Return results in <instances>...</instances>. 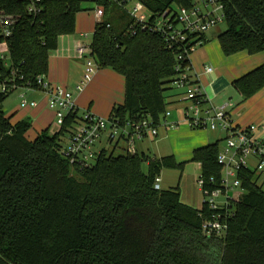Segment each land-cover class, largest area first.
<instances>
[{"label":"trees","instance_id":"trees-1","mask_svg":"<svg viewBox=\"0 0 264 264\" xmlns=\"http://www.w3.org/2000/svg\"><path fill=\"white\" fill-rule=\"evenodd\" d=\"M136 1L150 12V21L168 12L170 23L176 22V7L192 6L191 0ZM82 2L42 0V12L32 17L25 1L0 0V12L16 17L10 36L0 34V54L7 53L8 63L0 61L1 77L23 86L45 75L47 53L60 36L74 33L76 14L86 10ZM218 2L225 30L217 41L224 57L263 52L264 0ZM99 3L103 15L94 26L90 55L98 69L124 79L123 103L108 119L123 126L148 115L159 124L179 51L167 49L161 35L132 25L116 5ZM199 40L206 43L203 35ZM231 86L243 101L250 99L264 87V64ZM8 94L0 91V264H264V191L258 187L244 183L225 235L207 237L201 231L203 206L199 211L183 205L178 188L153 187L162 169L181 168L172 156L102 150L89 167L72 168L59 148L78 110L59 130L28 140L31 123L12 124L2 110ZM218 151L216 141L192 152L200 176H218Z\"/></svg>","mask_w":264,"mask_h":264},{"label":"built area","instance_id":"built-area-1","mask_svg":"<svg viewBox=\"0 0 264 264\" xmlns=\"http://www.w3.org/2000/svg\"><path fill=\"white\" fill-rule=\"evenodd\" d=\"M24 1L26 12L30 16L36 17L42 12V0ZM83 1L92 3L91 11L97 23L101 22V0H98V3L96 0ZM107 2L116 5L133 20L132 25L138 26L140 30L148 29L161 35L167 49H178L173 69L175 77L170 85L181 91L174 105L179 120L170 122V111L166 108L159 124H155L147 115L139 120L127 121L122 126L116 120L102 119L85 111L67 128L60 143V155L72 168L82 169L92 165L102 150L107 151L103 142L118 148L119 142L122 141L125 144V152L133 155L137 154L136 143L158 137L159 129L167 133L183 124L191 130L221 133L223 138L217 141L221 146L216 156L219 174L217 177H202L199 174L196 185L202 196L201 210L207 211L201 222L203 235L223 237L227 230V219L232 217L235 203L244 192L243 184L251 183L264 191V124H249L244 127L235 125L226 110L230 104L222 107L212 105L204 95L196 75L192 74L190 65H181L184 59L189 60L194 46L202 44L199 38L223 23V8L218 0H201L196 4L192 3L189 8L176 7V22L170 23L168 12L150 21V12L136 0ZM15 20V16L0 12V34L3 37L10 36ZM129 33H134L133 26L130 27ZM191 35L196 37L190 39ZM77 53L79 57H84V68L72 91L52 86L45 81L44 75L36 76L32 82L27 81L23 86H15L12 81H7L0 75V91L11 93L16 89L25 88L43 92L46 106L54 114L56 130H59L67 115L76 111L73 94H78L84 89L97 69L90 55V44L80 46ZM6 55L7 53L0 54L3 67L8 65ZM203 70L206 74L212 73L210 66H204ZM18 98L20 108L36 107V102L28 100L24 93ZM160 182L161 179L157 176L153 185L155 190L160 189ZM199 215L201 217V214Z\"/></svg>","mask_w":264,"mask_h":264},{"label":"rangeland","instance_id":"rangeland-1","mask_svg":"<svg viewBox=\"0 0 264 264\" xmlns=\"http://www.w3.org/2000/svg\"><path fill=\"white\" fill-rule=\"evenodd\" d=\"M201 0H191L192 3H197ZM90 7L93 10V5L91 2L84 1L82 2V8L86 9ZM76 24H75V31L71 35H67L68 37H71L75 41V49L74 54L75 58L78 60L77 56V49L78 44L82 41L85 44H89L91 42L92 34H93V28H94V14L90 12H79L76 15ZM225 30V24L220 23L214 28L208 30L204 37H206V43L200 46H194L193 51L189 54V62L193 68L194 71L199 72L202 70L204 65L212 66L209 63L208 58L209 57H217L223 64H226L223 60L224 55L221 52L220 46L217 41V36L224 32ZM79 33H88V35L85 38H80ZM74 48V47H73ZM50 52V51H49ZM216 59V60H217ZM82 62L81 60H79ZM227 65V64H226ZM225 65V66H226ZM228 67V66H227ZM75 68V64L73 61H71L68 64L67 70L69 73H72L73 69ZM49 69L48 64V54H47V71L45 75H47ZM55 70L59 73L61 70L59 67H56ZM44 75L45 81H47L46 76ZM62 75H64L62 73ZM61 82L63 83H57V84H51L52 86H60L62 88H66L68 90L72 91V88L74 87L73 81L68 84L66 77L61 78ZM175 89V88H174ZM32 93L31 95H38L37 97H34L33 100L36 102L37 109H43L44 111L48 112L50 114V110L46 106V101L41 102L43 92L41 91H32L29 89L21 88L16 89L13 92L9 93L2 103V110L8 117L10 114L14 113V116H27V114L30 111L29 107L20 108L18 106L19 101V95L24 93ZM177 92V90L173 89H166L164 91V96L167 97L169 95H173ZM262 93V92H261ZM261 93L257 94L255 98L253 99H247L242 100L240 96L237 94V92L234 90V88L229 85L226 90L223 91L221 96L216 100V103H213L215 106L222 107L224 104L229 103L230 106L227 108V111L232 112V114H235L236 112L241 111V109H244L243 113H248V110H246V105L250 104H257L260 102V100H256V97L260 95ZM41 95V96H39ZM77 94H73L74 96ZM81 100L82 103L86 102V98L84 94H81ZM32 97L29 96L30 100ZM259 98V97H258ZM45 100V99H44ZM31 101V100H30ZM244 106V108H243ZM50 112H49V111ZM79 107V110L77 112V116L80 117L84 111ZM170 115H175L179 117V114L177 110L172 109V107L169 109ZM53 114V113H52ZM51 115V114H50ZM54 115V114H53ZM51 117V125L50 129L52 130L50 133L55 132L57 129L55 126L54 116ZM26 119H24L25 121ZM28 121V120H26ZM30 123V122H29ZM262 123V122H261ZM264 124V122H263ZM183 125V124H181ZM188 129H186V128ZM181 127L179 131H173V132H167L164 133L162 129H159L158 131V137L156 138H148L144 140L143 142H137L136 144V153L138 155L140 154H147V155H155L156 157H167V156H173L174 161L176 164H182L181 168L176 169H162L159 177L161 179L160 182V188L167 190L169 188H178L180 192V202L188 207H193L194 209L201 205V193L199 190H197L196 180L198 178V175L200 173V164L198 162L191 161V155L192 150L195 148V146H199V144L207 143L213 144L215 143L218 138H223V135L221 133H211L208 131H197V130H191L187 126ZM244 127V126H243ZM34 130L31 127L27 132V138L29 140L33 139ZM103 146L106 147L107 151L113 152L114 156L116 155H123L125 152V144L120 141L118 148H115L113 145H107L105 142H103ZM221 146V144H219ZM145 169V167H143Z\"/></svg>","mask_w":264,"mask_h":264},{"label":"crops","instance_id":"crops-1","mask_svg":"<svg viewBox=\"0 0 264 264\" xmlns=\"http://www.w3.org/2000/svg\"><path fill=\"white\" fill-rule=\"evenodd\" d=\"M85 12H90L93 14L90 7L86 8ZM76 17H75V24H76ZM94 18H95V15H94ZM96 23H97V20L95 18L94 26ZM74 31H75V28H74ZM93 31H94V28H93ZM87 35L88 33H79L80 38H85ZM204 40L206 41V37H204ZM83 45H88V44H85L84 42L81 41L78 44V48ZM74 49H75V41L71 39V37H68L66 35V36H60L58 38L56 49L47 53L48 54V64H49L48 73L47 75H45L47 78V82H49L50 84L63 83L61 82V78L65 76L67 83L70 84L73 81L74 83L73 86H75V84L80 80L82 72H83V68H84V57H79L77 53V56L79 58L77 60L75 58V55H73ZM224 58L225 59L223 61L226 62L227 65L223 64V62H221L215 56L208 58L209 63L212 65L210 66L212 68V73L210 74L204 73V70H203L204 66H208L207 64L203 66L202 70H200L199 72H196L193 70L189 62L192 74L196 75V80L202 86L204 95L206 96V98L209 100V102L212 105H214L213 103H216V100H218V98L221 96L223 91L226 90L233 81L245 75L246 73L253 70L254 68L259 67L262 64H264V51L253 54V55H249L245 52H239L233 56L224 57ZM79 60H81L82 62H80ZM71 61L74 62L75 68L73 69L72 73H69V71L67 70V67ZM56 67L60 68L61 71L59 73L57 72V70H55ZM62 73L64 75H62ZM170 89L175 90L174 88H170ZM176 90L177 92L175 94L169 95L166 97V103H167L166 108L167 109H170L172 107V109L175 110L174 108L175 102L178 100L181 94L180 90L178 89ZM259 93L261 94L258 95L259 98L256 97L255 101L260 100V102H258L257 104L252 103L248 106L246 105L245 108L246 110H248V113H243L244 109H241V111L236 112L235 114H232L233 111L232 112L228 111L235 125L243 127L249 124H263L264 122V87L261 90H259L254 96H252L250 100L255 98V96H257V94ZM31 94L27 92L25 95L27 96L28 99H29V96L32 97L30 100H33L34 97L38 96L36 94L34 95H31ZM81 94H84L86 98V102L84 103H82ZM41 97L42 99L43 98L45 99L44 95H42ZM123 98H124V79L123 77L116 74L110 69H98L97 68L90 82L84 87V89L80 93L74 96V104L77 110H79V107H81L83 111L85 110L97 117H100L102 119H107L109 117L111 109L114 106L121 105L123 103ZM44 99L41 100V102L45 101ZM38 106L34 108H30V111L27 114V116L17 117V116H14L15 115L14 113L10 114L9 115L11 116L10 122L13 124L15 122L22 121L24 119L28 120L31 123V127L34 130L33 137L36 136L37 133L43 130H46V129H48V131L51 132L52 130H49L50 129L49 127L51 125V117L53 115L52 114L53 112L52 111L50 112L48 110L51 114L50 115L48 112L44 111L43 109H37ZM226 110H227V107H226ZM169 119H170V122L171 121L175 122L179 120V117L175 115H171ZM180 126L185 127V125L179 124L177 128L169 132L179 131ZM27 132L25 134L26 139H28ZM205 146H207V143H203V144L201 143L199 144V146L197 147L195 146L192 152L195 149L202 148ZM153 156L156 157L155 155ZM156 158H159V157H156ZM200 207L201 205L197 206L195 209H199ZM192 208H194V206Z\"/></svg>","mask_w":264,"mask_h":264}]
</instances>
